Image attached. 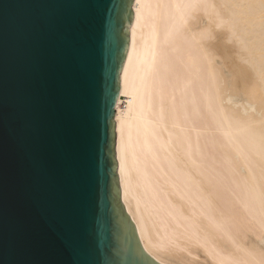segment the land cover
Here are the masks:
<instances>
[{"label": "bare ground", "instance_id": "6f19581e", "mask_svg": "<svg viewBox=\"0 0 264 264\" xmlns=\"http://www.w3.org/2000/svg\"><path fill=\"white\" fill-rule=\"evenodd\" d=\"M119 200L159 264H264V0H133Z\"/></svg>", "mask_w": 264, "mask_h": 264}, {"label": "water", "instance_id": "95a60500", "mask_svg": "<svg viewBox=\"0 0 264 264\" xmlns=\"http://www.w3.org/2000/svg\"><path fill=\"white\" fill-rule=\"evenodd\" d=\"M133 0H0V264H159L119 200Z\"/></svg>", "mask_w": 264, "mask_h": 264}]
</instances>
